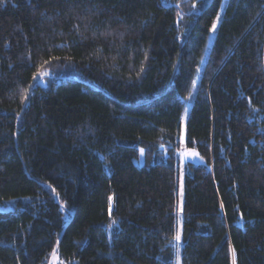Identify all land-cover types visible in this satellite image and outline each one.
<instances>
[{
	"label": "trees",
	"instance_id": "1",
	"mask_svg": "<svg viewBox=\"0 0 264 264\" xmlns=\"http://www.w3.org/2000/svg\"><path fill=\"white\" fill-rule=\"evenodd\" d=\"M222 5L181 264H264V0H0V264H175Z\"/></svg>",
	"mask_w": 264,
	"mask_h": 264
},
{
	"label": "rangeland",
	"instance_id": "2",
	"mask_svg": "<svg viewBox=\"0 0 264 264\" xmlns=\"http://www.w3.org/2000/svg\"><path fill=\"white\" fill-rule=\"evenodd\" d=\"M222 12H223V5L222 8L219 12V15L216 19V21L214 22L216 24V28L215 30H213V27L211 29V33L209 35V38L207 40V48L205 49V54H204V58L201 61L200 67H199V71L197 72V75L195 77L194 80V85L193 88L191 90V93L189 95V99L187 100L186 103V107L185 110L183 112L182 118H181V130H180V134H179V150H178V157H179V190H178V205H177V232H176V237L179 236V240L176 239L175 237V247H176V259H175V264H181V255H180V242H181V228H182V220H183V193H184V170H185V165L187 163H192L194 165H203L204 164V160L199 156V154L197 153L196 150L194 149H189L185 147V124H186V118L188 116V113L190 111L194 96L196 94L197 91V85L199 83V79H200V70L203 67L204 61L207 58L209 49L211 47V43L213 42L216 30L218 28V25L220 23L221 20V16H222ZM43 83V82H42ZM52 264H64L62 263V261L60 260V258L58 256H55L53 259Z\"/></svg>",
	"mask_w": 264,
	"mask_h": 264
},
{
	"label": "snow or ice",
	"instance_id": "3",
	"mask_svg": "<svg viewBox=\"0 0 264 264\" xmlns=\"http://www.w3.org/2000/svg\"><path fill=\"white\" fill-rule=\"evenodd\" d=\"M212 27H213V30H215L216 24L214 23ZM34 79H35V77H34ZM179 238H180L179 236L176 237L177 240H179ZM234 264H235V262H234Z\"/></svg>",
	"mask_w": 264,
	"mask_h": 264
}]
</instances>
